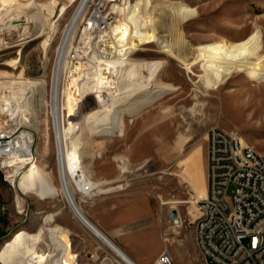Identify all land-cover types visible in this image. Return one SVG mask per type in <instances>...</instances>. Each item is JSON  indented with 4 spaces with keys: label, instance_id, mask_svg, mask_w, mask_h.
I'll return each instance as SVG.
<instances>
[{
    "label": "rangeland",
    "instance_id": "1",
    "mask_svg": "<svg viewBox=\"0 0 264 264\" xmlns=\"http://www.w3.org/2000/svg\"><path fill=\"white\" fill-rule=\"evenodd\" d=\"M55 1L61 5L68 3V0H36V11L44 16L45 3ZM168 1H182L199 11L197 17L186 23L169 12L153 11L159 18L160 35L172 40L174 50L186 61L194 60L195 48L199 44L223 39L236 41L255 31L264 38V0ZM80 2L76 0L65 14H60L59 6L54 20L56 31H49L48 28L42 38L30 37L23 41L14 33L8 39L11 44L0 49V85L7 81L6 78L21 75L46 81L45 90L34 92L29 97L28 104L32 106L27 111L28 121L23 119L13 123L16 124L14 128L34 132L37 162L40 165L49 164L58 189L55 198L40 200L23 195L16 187L12 188L4 182L0 172V213L5 222H23V226L12 235L0 238V248L11 239L20 241L24 233L21 229L37 232L42 225L59 224L72 231L73 253L78 255V251H83L81 262H86V253L95 251L98 245L114 254L83 226L62 191L51 113L59 48ZM163 4L164 0L155 1L156 6ZM19 18L25 19L24 16ZM118 18L123 19L121 15ZM82 32L81 27L75 31L68 50L71 57L76 50H82L79 40ZM91 45L85 46L86 50L97 51ZM144 48L146 50L137 52L134 57L168 61L162 79L175 89L166 91L160 99L144 106L138 113L126 114L123 129L114 125L112 131L95 133L91 127L88 128V133L84 135L83 163L89 166L95 181L105 182L104 187L112 191L98 194L91 200L76 194V199L93 222L127 253L140 246L137 234L146 226V221H143L146 205L158 225L159 239L151 232L139 251L149 257L160 248L162 253L167 245L173 264H205L195 244L194 222L199 216L198 202L207 191L208 130L218 126L226 131H237L248 144L264 153V107H259V104H264V82L249 81L244 74H235L220 89L206 90L200 81L198 67L194 68V72L183 69L180 62L163 54L157 44ZM65 72L68 74V70ZM96 106L98 103L94 97L84 98L77 105L74 119H82L87 111ZM68 121L67 113V126ZM46 133L50 142L47 147ZM180 138L187 140L183 147L177 145ZM122 166H126L129 172L123 173ZM16 206L24 212L19 214ZM174 212L182 217L180 227L173 222L176 217ZM49 214H54V221H44ZM164 239L168 241L165 243ZM45 240L47 244L42 243L38 249L42 255L50 252L48 235H45Z\"/></svg>",
    "mask_w": 264,
    "mask_h": 264
},
{
    "label": "bare ground",
    "instance_id": "2",
    "mask_svg": "<svg viewBox=\"0 0 264 264\" xmlns=\"http://www.w3.org/2000/svg\"><path fill=\"white\" fill-rule=\"evenodd\" d=\"M87 1L81 0L67 26L53 77L51 113L62 191L75 216L96 235L102 245L110 249L124 264H136L93 222L76 199L78 190L74 170L78 165H81L86 181L92 186L91 196L112 191L104 187L105 182L95 181L89 166L83 163L84 135L88 133L89 127L95 133L112 131L114 125L123 129L126 114L138 113L144 106L160 99L166 91L175 89L162 79L168 61L134 57L137 52L146 50L144 47L157 44L163 54L180 62L187 71L194 72V68L198 67L201 71L200 81L205 89L217 90L235 74H244L249 81L264 82V38L255 31L236 41L223 39L199 44L195 48L197 53L194 60L186 61V58H181L174 50L173 41L160 35L159 18L153 11L160 9L162 12H169L186 23L198 16L197 8L182 1L164 0L165 4L156 6V0H122L119 13L123 19L118 18L111 30L100 39L92 40L82 32L79 39L82 50H76L74 57H71L68 54L69 45ZM75 2L76 0H68V3L62 5L56 1L46 2L45 15L41 16L36 11V0H0V49L11 44L8 39L14 33L23 41L30 37L42 38L48 28L49 31H54L59 6L61 5L60 14H65ZM20 16L25 19H20ZM37 30L38 33L35 32ZM91 44L97 51L89 48L86 50L85 46ZM67 70L68 74L65 72ZM6 79L0 85V125L15 126V121H28L27 111L32 106L28 104L29 97L34 92L45 90L46 81L22 75ZM90 96L97 101V108L90 109L82 119L75 120L77 105ZM260 106L264 107V104H259ZM66 112L69 126L65 124ZM45 135L47 147L50 144L49 135ZM186 141L180 138L177 145L183 147ZM45 156L48 157V154ZM21 166L10 164L12 168L7 176L20 193L40 200L56 197L58 189L55 178L49 171V164L33 162L20 170ZM122 172L127 173L129 170L122 166ZM54 219V214H49L44 221ZM178 221H182L180 214ZM45 235L49 239L48 255H42L38 251L39 246L46 243ZM70 237V230L62 225H42L37 232H24L20 241L11 239L3 244L0 248V264H80L78 255L73 253Z\"/></svg>",
    "mask_w": 264,
    "mask_h": 264
},
{
    "label": "built area",
    "instance_id": "3",
    "mask_svg": "<svg viewBox=\"0 0 264 264\" xmlns=\"http://www.w3.org/2000/svg\"><path fill=\"white\" fill-rule=\"evenodd\" d=\"M121 3L122 0H88L76 31L81 27L92 40L104 37L118 21ZM35 145L32 130L0 125V172L12 188L15 186L7 177L10 164L22 165V170L37 162ZM81 170V165L74 170L76 194L91 200L92 186ZM198 205L194 238L205 264H264V153L237 131L218 126L208 130L207 194ZM16 209L20 212L18 206ZM173 222L177 227L183 224L178 216ZM86 255L87 261L79 260L80 264H124L101 245ZM154 264H173L167 245Z\"/></svg>",
    "mask_w": 264,
    "mask_h": 264
},
{
    "label": "crops",
    "instance_id": "4",
    "mask_svg": "<svg viewBox=\"0 0 264 264\" xmlns=\"http://www.w3.org/2000/svg\"><path fill=\"white\" fill-rule=\"evenodd\" d=\"M144 205L146 203H143ZM145 208H146V214H145V218L143 221H146V226L144 229H142V231L140 233L137 234V237L139 238V247L135 250L131 249L128 251V253L125 251V253L136 263V264H154L155 261L157 260V258L160 256L161 254V248L159 249V251L153 255H150L149 257H145L141 251H139V248L144 245V242H145V239H146V236L148 234H150L151 232L155 234V236L158 237L159 239V236H158V225L156 223L155 220L152 219V212H150L151 210L148 209L145 205ZM6 212V211H5ZM18 212V211H17ZM22 211L18 212L19 214L21 213ZM3 215H1L0 213V219H2V221H0V238H3V237H7L8 235H12L14 233V231H16L17 229H19L20 227L23 226V222L19 223V222H15V221H4V217H2ZM84 227H86L84 224H83ZM64 227V226H63ZM66 228V227H65ZM87 228V227H86ZM68 229V228H66ZM70 230V229H68ZM88 230V228H87ZM22 232H25L26 230H23L21 229ZM90 233H92L90 230H88ZM71 232V235H73L72 231L70 230ZM93 234V233H92ZM107 234V233H106ZM94 235V234H93ZM108 235V234H107ZM96 237V235H94ZM109 236V235H108ZM110 237V236H109ZM72 238V242H73V247H74V238L73 237H70ZM97 238V237H96ZM111 238V237H110ZM112 239V238H111ZM71 240V239H70ZM113 240V239H112ZM114 241V240H113ZM71 242V243H72ZM115 242V241H114ZM117 244V242H116ZM75 251V250H74ZM81 252H77L78 255L80 256L79 260L82 259L81 257Z\"/></svg>",
    "mask_w": 264,
    "mask_h": 264
},
{
    "label": "water",
    "instance_id": "5",
    "mask_svg": "<svg viewBox=\"0 0 264 264\" xmlns=\"http://www.w3.org/2000/svg\"><path fill=\"white\" fill-rule=\"evenodd\" d=\"M174 216H177V213L176 212H174Z\"/></svg>",
    "mask_w": 264,
    "mask_h": 264
}]
</instances>
